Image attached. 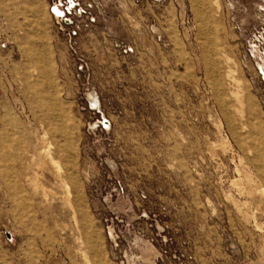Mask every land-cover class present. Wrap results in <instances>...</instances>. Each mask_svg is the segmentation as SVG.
Here are the masks:
<instances>
[{
	"label": "rangeland",
	"instance_id": "374dc122",
	"mask_svg": "<svg viewBox=\"0 0 264 264\" xmlns=\"http://www.w3.org/2000/svg\"><path fill=\"white\" fill-rule=\"evenodd\" d=\"M215 1L0 0V264H264V0Z\"/></svg>",
	"mask_w": 264,
	"mask_h": 264
},
{
	"label": "bare ground",
	"instance_id": "6f19581e",
	"mask_svg": "<svg viewBox=\"0 0 264 264\" xmlns=\"http://www.w3.org/2000/svg\"><path fill=\"white\" fill-rule=\"evenodd\" d=\"M215 1V0H214ZM217 2V3H216ZM214 4H216L219 8V1L216 0L214 2ZM51 11L54 13V12H57L58 11V8L56 6H53ZM263 59V58H262ZM264 63V62H262ZM261 64V63H260ZM263 64H261V67H262ZM259 66V65H258ZM264 66V65H263ZM264 68V67H262ZM261 71H263L261 69ZM263 79H264V72H263ZM236 95V94H235ZM234 95V96H235ZM238 97V96H237ZM239 99V98H238ZM237 100V99H236ZM42 141L39 142V145H40V151L39 153L43 154V160L40 161V163H38V166L43 170V165H47L48 162H52V163H57L56 159L54 158L55 155L58 154V151H59V148L55 149L54 147L52 148L51 144L49 142H46V139H45V136H42ZM64 139V138H63ZM229 140V139H228ZM226 144V143H225ZM224 144V145H225ZM229 146V144H228ZM231 146V145H230ZM229 146V148H230ZM227 147V145H226ZM241 160V159H239ZM56 165V164H55ZM54 165V166H55ZM59 165V164H58ZM53 166V165H52ZM51 166V167H52ZM41 170V171H42ZM45 170V169H44ZM59 170V169H58ZM238 171V170H237ZM239 172V171H238ZM53 176V180L55 183H58V184H61L62 188L65 190V194L63 195V200H65V202L67 204H69V206L71 207L72 209V212L74 213L75 212V209H74V206H73V203L70 201L69 199V196H70V184H69V180H70V175L71 174H66V175H63L60 171H58V173H53L52 174ZM38 176V175H37ZM37 176H34L33 178L30 179V185L32 186V188L35 190V191H42V196L43 197H47L48 195H51L53 198L57 195L58 192L54 191L53 187L51 185H48V183H44L41 184L38 180V177ZM241 175L239 174V178H236L234 179L233 183L237 186H240L242 185V179L240 178ZM261 192V191H260ZM47 199V198H46Z\"/></svg>",
	"mask_w": 264,
	"mask_h": 264
},
{
	"label": "built area",
	"instance_id": "2783aa9c",
	"mask_svg": "<svg viewBox=\"0 0 264 264\" xmlns=\"http://www.w3.org/2000/svg\"><path fill=\"white\" fill-rule=\"evenodd\" d=\"M261 16L264 17V7H259ZM258 36L260 37V39L262 40L261 42V49L263 50L264 53V23H261V27H260V31L258 33Z\"/></svg>",
	"mask_w": 264,
	"mask_h": 264
},
{
	"label": "snow or ice",
	"instance_id": "6c2138e0",
	"mask_svg": "<svg viewBox=\"0 0 264 264\" xmlns=\"http://www.w3.org/2000/svg\"><path fill=\"white\" fill-rule=\"evenodd\" d=\"M69 3H71V0H69Z\"/></svg>",
	"mask_w": 264,
	"mask_h": 264
}]
</instances>
